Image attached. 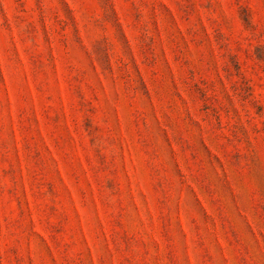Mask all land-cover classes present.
I'll use <instances>...</instances> for the list:
<instances>
[{"label": "rangeland", "instance_id": "obj_1", "mask_svg": "<svg viewBox=\"0 0 264 264\" xmlns=\"http://www.w3.org/2000/svg\"><path fill=\"white\" fill-rule=\"evenodd\" d=\"M0 264H264V0H0Z\"/></svg>", "mask_w": 264, "mask_h": 264}]
</instances>
